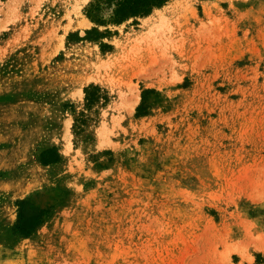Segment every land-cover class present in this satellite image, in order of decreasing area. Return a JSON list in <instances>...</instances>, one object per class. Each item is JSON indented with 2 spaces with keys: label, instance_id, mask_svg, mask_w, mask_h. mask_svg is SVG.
I'll return each mask as SVG.
<instances>
[{
  "label": "rangeland",
  "instance_id": "1",
  "mask_svg": "<svg viewBox=\"0 0 264 264\" xmlns=\"http://www.w3.org/2000/svg\"><path fill=\"white\" fill-rule=\"evenodd\" d=\"M92 1L0 0V264H264V0L68 41ZM27 198L52 215L10 237Z\"/></svg>",
  "mask_w": 264,
  "mask_h": 264
},
{
  "label": "trees",
  "instance_id": "2",
  "mask_svg": "<svg viewBox=\"0 0 264 264\" xmlns=\"http://www.w3.org/2000/svg\"><path fill=\"white\" fill-rule=\"evenodd\" d=\"M169 0H93L84 11L86 19L94 25L91 30H86L81 38L77 34L68 35V41H99L104 38L109 31L103 33L98 31V27L106 28L109 25L119 26L130 19L136 20L152 13L154 9L163 7ZM101 48H105L103 45ZM85 107L90 110L95 104L103 101L107 102L105 92L90 85L83 90ZM150 90H144L141 96V104L137 108V116L146 115L145 106L147 94ZM81 123L84 119L80 120ZM60 157L54 148L47 149L40 154V163L49 165L57 163ZM17 208L16 221L9 230V236L13 238H28L32 233L48 220L52 215V206L43 207L34 198L18 200L15 203Z\"/></svg>",
  "mask_w": 264,
  "mask_h": 264
},
{
  "label": "bare ground",
  "instance_id": "3",
  "mask_svg": "<svg viewBox=\"0 0 264 264\" xmlns=\"http://www.w3.org/2000/svg\"><path fill=\"white\" fill-rule=\"evenodd\" d=\"M160 9H155L154 11H159ZM149 16L144 17V19H148ZM159 17V16H158Z\"/></svg>",
  "mask_w": 264,
  "mask_h": 264
},
{
  "label": "crops",
  "instance_id": "4",
  "mask_svg": "<svg viewBox=\"0 0 264 264\" xmlns=\"http://www.w3.org/2000/svg\"><path fill=\"white\" fill-rule=\"evenodd\" d=\"M157 9H160V8H157ZM155 10V9H154ZM148 16H150V15H148ZM147 17V16H146ZM144 18V17H143Z\"/></svg>",
  "mask_w": 264,
  "mask_h": 264
}]
</instances>
